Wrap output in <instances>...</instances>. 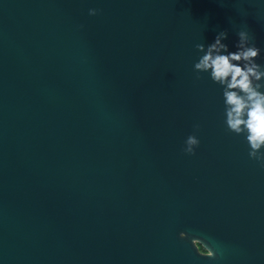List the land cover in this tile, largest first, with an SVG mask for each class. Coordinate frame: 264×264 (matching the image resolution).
Segmentation results:
<instances>
[{
    "label": "water",
    "instance_id": "obj_1",
    "mask_svg": "<svg viewBox=\"0 0 264 264\" xmlns=\"http://www.w3.org/2000/svg\"><path fill=\"white\" fill-rule=\"evenodd\" d=\"M244 24L264 65V0H0V264H264V167L194 71Z\"/></svg>",
    "mask_w": 264,
    "mask_h": 264
},
{
    "label": "clouds",
    "instance_id": "obj_2",
    "mask_svg": "<svg viewBox=\"0 0 264 264\" xmlns=\"http://www.w3.org/2000/svg\"><path fill=\"white\" fill-rule=\"evenodd\" d=\"M98 11L92 8L89 14L96 15ZM236 35L235 51L229 50V45L223 42L228 38L227 30L220 31L210 44L197 43L195 48L201 55L194 63V71L197 79L201 73H208L210 79L222 87L227 130L245 135L249 157L264 167V65L257 63L261 48L254 42L247 24L239 27ZM199 128V124L194 125L196 131ZM199 144L193 132L185 139L182 151L194 155ZM180 236L184 237L185 233L181 232ZM201 244L202 249L196 247L201 255H216Z\"/></svg>",
    "mask_w": 264,
    "mask_h": 264
},
{
    "label": "trees",
    "instance_id": "obj_3",
    "mask_svg": "<svg viewBox=\"0 0 264 264\" xmlns=\"http://www.w3.org/2000/svg\"><path fill=\"white\" fill-rule=\"evenodd\" d=\"M199 246H200V249H202V248H203L201 245H199Z\"/></svg>",
    "mask_w": 264,
    "mask_h": 264
}]
</instances>
